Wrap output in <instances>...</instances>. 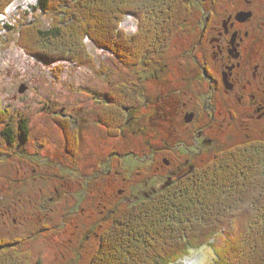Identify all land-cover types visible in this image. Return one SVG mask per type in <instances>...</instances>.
<instances>
[{"label": "rangeland", "instance_id": "374dc122", "mask_svg": "<svg viewBox=\"0 0 264 264\" xmlns=\"http://www.w3.org/2000/svg\"><path fill=\"white\" fill-rule=\"evenodd\" d=\"M54 17L53 12L38 8V0H16L0 18L1 108L9 111L5 115H9L8 121L12 118L14 124L22 116L28 118L31 129L27 144L9 148L1 134L5 126L0 123V195L1 203L6 206L5 219L0 217V235L22 240L24 251L29 250L33 260L40 264H90L101 238L113 226V220L128 208L124 206L119 212H110L114 208L112 210L107 201L113 199L117 187L129 189L134 181L143 179L141 166H136L148 164L133 156L122 158V162L115 158L117 156L111 158L113 150L124 152L130 147L139 150L143 143L147 148L162 146L156 140L160 133H171L170 117L163 120L161 111L155 115L148 103L155 101L158 92L173 87L168 81L180 76L175 71L177 66L185 73V64L189 61L182 58L178 49L181 50L179 43L187 25L172 38L162 63L147 66V69L142 67V75L137 70L116 67L112 58L91 43L95 68L63 64L56 73L58 66L37 62L18 46L17 31L11 34L5 28L29 21L47 28ZM137 27L138 21L132 17H127L123 23L129 33L135 32ZM141 76L147 79H140ZM131 80L142 82L143 102L147 103H139L136 116L140 122H135L132 116L133 128L127 125L122 134L110 139L107 130L99 124L97 114L108 105L103 99L111 88L120 81ZM159 81L166 84L160 85ZM174 89L179 90L181 86L176 84ZM185 94L178 95L181 101L189 100L193 92ZM69 115L73 118L69 119ZM64 121L67 126L63 125ZM67 128L71 135L74 129L78 135L71 149ZM238 144L224 145L221 141L213 151L219 154ZM212 154L209 152V157ZM111 163L122 175L108 174ZM125 178L128 181L124 184ZM115 182L117 186L113 187ZM4 220L7 222L3 223ZM213 257L212 250L204 248L191 252L178 264H210Z\"/></svg>", "mask_w": 264, "mask_h": 264}, {"label": "trees", "instance_id": "16d2710c", "mask_svg": "<svg viewBox=\"0 0 264 264\" xmlns=\"http://www.w3.org/2000/svg\"><path fill=\"white\" fill-rule=\"evenodd\" d=\"M15 1L0 0V18ZM38 8L55 14L49 27L29 21L5 28L11 34L17 31L18 46L37 62L58 66L56 73L63 64L95 68L91 43L116 67L142 75L143 68L162 63L172 38L194 14L193 0H38ZM127 17L138 21L133 33L123 28ZM141 83L120 81L105 95L108 105L97 116L109 136L122 134L127 125L133 128L132 113L143 102ZM2 105L0 100L6 146L27 144L28 118L20 117L18 131ZM67 131L71 149L78 135L75 129L72 135ZM113 221L90 264H178L206 247L214 254L210 264H264V140L216 153ZM1 245L0 264H40L24 251L22 240Z\"/></svg>", "mask_w": 264, "mask_h": 264}, {"label": "flooded vegetation", "instance_id": "af4514ba", "mask_svg": "<svg viewBox=\"0 0 264 264\" xmlns=\"http://www.w3.org/2000/svg\"><path fill=\"white\" fill-rule=\"evenodd\" d=\"M193 7V17L180 28L181 32L187 25L179 43L181 50L178 49L182 58L189 61L185 64V73L177 66L175 71L180 79L169 80L168 84L173 83V87L158 92L155 101L148 103L155 115L161 111L163 120L170 117L171 133H160L156 140L162 146L147 148L143 143L139 150L114 149V156L109 155L117 156L121 162L122 158L133 156L139 162L148 163V169L144 164L135 163L139 165L136 167L141 166L144 178L134 181L129 189L117 187L113 199L107 201L114 208L110 212H119L120 207L129 208L151 198L192 174L216 155L213 149L221 141L224 145H241L264 140V0H193ZM161 81L160 85L166 84ZM176 84L181 89H174ZM189 92H193L190 99L181 101L178 95ZM138 108L139 105L132 113L135 122H140L136 116ZM18 126V122L14 124L15 128ZM142 136L145 138V134ZM211 151L213 154L209 157ZM126 163L132 164L128 160ZM123 169L127 171L124 166ZM113 172L116 176L122 175L111 163L108 174L111 176ZM127 181L125 178L124 184ZM2 198L1 194L0 217L5 219ZM3 241L15 245L16 239L0 235V250Z\"/></svg>", "mask_w": 264, "mask_h": 264}, {"label": "water", "instance_id": "95a60500", "mask_svg": "<svg viewBox=\"0 0 264 264\" xmlns=\"http://www.w3.org/2000/svg\"><path fill=\"white\" fill-rule=\"evenodd\" d=\"M25 89H22V92H24Z\"/></svg>", "mask_w": 264, "mask_h": 264}]
</instances>
